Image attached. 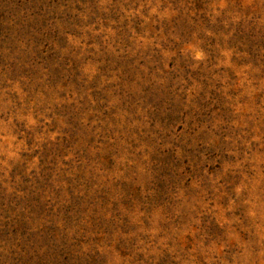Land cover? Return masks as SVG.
Here are the masks:
<instances>
[{"label": "rangeland", "instance_id": "1", "mask_svg": "<svg viewBox=\"0 0 264 264\" xmlns=\"http://www.w3.org/2000/svg\"><path fill=\"white\" fill-rule=\"evenodd\" d=\"M0 264H264V0H0Z\"/></svg>", "mask_w": 264, "mask_h": 264}]
</instances>
